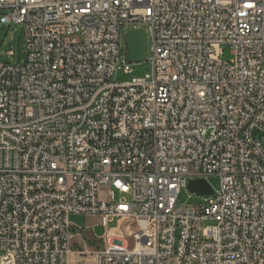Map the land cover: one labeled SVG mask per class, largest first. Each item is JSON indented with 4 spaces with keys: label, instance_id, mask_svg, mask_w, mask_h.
Returning <instances> with one entry per match:
<instances>
[{
    "label": "built area",
    "instance_id": "1",
    "mask_svg": "<svg viewBox=\"0 0 264 264\" xmlns=\"http://www.w3.org/2000/svg\"><path fill=\"white\" fill-rule=\"evenodd\" d=\"M0 12L25 31L24 62L0 65V264L84 256L71 215L99 220L93 264H264V0ZM133 30L149 72L118 82ZM197 180L212 194L180 204ZM114 219L132 222L107 233Z\"/></svg>",
    "mask_w": 264,
    "mask_h": 264
},
{
    "label": "rangeland",
    "instance_id": "2",
    "mask_svg": "<svg viewBox=\"0 0 264 264\" xmlns=\"http://www.w3.org/2000/svg\"><path fill=\"white\" fill-rule=\"evenodd\" d=\"M7 12H0V15ZM223 58L225 61L231 59L230 47H223ZM11 52L13 56H9ZM25 60V31L20 25H7L0 26V65L3 64H22ZM149 72V66L146 62L141 64H133L132 72L130 74H124L119 72L116 76L118 82H128L132 78H140ZM210 184L213 188L217 186L216 180H210ZM202 201V198H198L194 193L183 189L180 193L179 202L184 206L189 204H196ZM69 222L74 231L80 229V238L83 240L82 250L87 253L82 256H72L70 258V264H93L91 256L88 253L95 252L102 249V242L96 238L90 228L96 224L97 218L87 217L83 215H71ZM132 222L131 219H114L107 224L106 232L111 233L115 231L121 225H128Z\"/></svg>",
    "mask_w": 264,
    "mask_h": 264
},
{
    "label": "water",
    "instance_id": "3",
    "mask_svg": "<svg viewBox=\"0 0 264 264\" xmlns=\"http://www.w3.org/2000/svg\"><path fill=\"white\" fill-rule=\"evenodd\" d=\"M127 61L132 64H141L147 55V38L145 32L141 30L130 31L126 36ZM188 191L198 196H209L212 190L203 180L190 181L187 186ZM104 229L101 226L94 228L97 237L103 235Z\"/></svg>",
    "mask_w": 264,
    "mask_h": 264
},
{
    "label": "crops",
    "instance_id": "4",
    "mask_svg": "<svg viewBox=\"0 0 264 264\" xmlns=\"http://www.w3.org/2000/svg\"><path fill=\"white\" fill-rule=\"evenodd\" d=\"M98 221H99V220L97 219V222H98ZM97 222H96V223H97Z\"/></svg>",
    "mask_w": 264,
    "mask_h": 264
}]
</instances>
